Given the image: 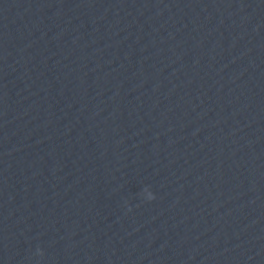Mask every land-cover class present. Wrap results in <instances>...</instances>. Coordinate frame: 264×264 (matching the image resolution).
<instances>
[{
  "label": "clouds",
  "instance_id": "9594fccd",
  "mask_svg": "<svg viewBox=\"0 0 264 264\" xmlns=\"http://www.w3.org/2000/svg\"><path fill=\"white\" fill-rule=\"evenodd\" d=\"M148 199H149V200L154 199V196H153L151 193H149V195H148Z\"/></svg>",
  "mask_w": 264,
  "mask_h": 264
}]
</instances>
